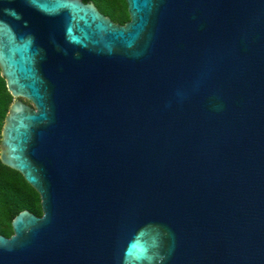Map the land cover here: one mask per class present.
I'll return each instance as SVG.
<instances>
[{
	"label": "water",
	"instance_id": "95a60500",
	"mask_svg": "<svg viewBox=\"0 0 264 264\" xmlns=\"http://www.w3.org/2000/svg\"><path fill=\"white\" fill-rule=\"evenodd\" d=\"M125 1L0 0V264H264V0Z\"/></svg>",
	"mask_w": 264,
	"mask_h": 264
},
{
	"label": "trees",
	"instance_id": "16d2710c",
	"mask_svg": "<svg viewBox=\"0 0 264 264\" xmlns=\"http://www.w3.org/2000/svg\"><path fill=\"white\" fill-rule=\"evenodd\" d=\"M92 1L98 10L114 22L123 24L129 19L125 0H83ZM13 97L6 88L5 80L0 75V135L5 115ZM27 209L41 215L40 195L26 182L18 171L0 161V234H12L11 220L21 210Z\"/></svg>",
	"mask_w": 264,
	"mask_h": 264
},
{
	"label": "rangeland",
	"instance_id": "374dc122",
	"mask_svg": "<svg viewBox=\"0 0 264 264\" xmlns=\"http://www.w3.org/2000/svg\"><path fill=\"white\" fill-rule=\"evenodd\" d=\"M18 98L21 99L22 101H24L25 103L31 104L30 101L26 100V99L23 98V97H18Z\"/></svg>",
	"mask_w": 264,
	"mask_h": 264
}]
</instances>
